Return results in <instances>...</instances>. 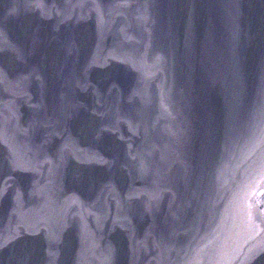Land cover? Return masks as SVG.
Segmentation results:
<instances>
[{
	"label": "snow or ice",
	"instance_id": "6c2138e0",
	"mask_svg": "<svg viewBox=\"0 0 264 264\" xmlns=\"http://www.w3.org/2000/svg\"><path fill=\"white\" fill-rule=\"evenodd\" d=\"M0 45H2V40H0Z\"/></svg>",
	"mask_w": 264,
	"mask_h": 264
}]
</instances>
